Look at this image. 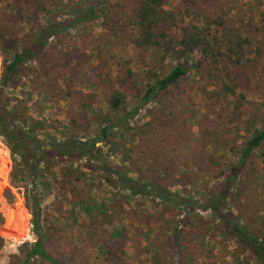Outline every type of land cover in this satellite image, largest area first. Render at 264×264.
<instances>
[{
  "label": "rangeland",
  "instance_id": "rangeland-1",
  "mask_svg": "<svg viewBox=\"0 0 264 264\" xmlns=\"http://www.w3.org/2000/svg\"><path fill=\"white\" fill-rule=\"evenodd\" d=\"M215 1L229 26L238 28L242 39L264 52V0ZM106 3L105 15L98 21L68 30L59 42H48L52 66L26 62L9 82L2 84L6 65L15 53L30 45L28 41L38 24L64 22L83 5V0H0V117L47 144L46 148L72 134L79 141L91 140L105 126L101 121L111 116L119 118L135 108V101L127 96L124 112L116 114L109 109L111 90L97 80V72L105 70L97 56L108 61L114 74L115 64L129 61L128 68L138 88L153 83L184 60L178 55V42H164L162 49L153 53L137 48L133 44L137 30L121 15L125 1ZM178 5L180 0H163L162 8L169 11ZM115 11L121 13L117 27L113 21L118 18ZM183 13L181 22L197 20L187 8ZM108 25L115 26L114 33L107 31ZM197 26L202 27V21ZM74 49L80 56L77 63L66 59ZM246 49L243 56L249 55ZM186 56L192 69L182 89L171 94H177L176 100H165L166 106H172L170 121L157 119H163L167 111L156 103L141 107L127 124L110 131L108 142L96 145L101 151L100 161L91 164L123 168L130 178L140 181H163V175H169L163 186L191 200L195 207L178 212L155 198L131 196L101 170L90 171L85 161L45 160L37 170L35 193L41 233L51 254L59 250L68 255L78 249L85 264H107L100 247L88 241L82 227L92 223V218L104 213L105 208L111 206L117 212L122 205L123 216L105 225L114 243L120 244L111 264H180L168 241L171 233L178 235L188 247L187 252H191L190 263L185 264H257L203 206L223 183L229 166L238 160L237 150L251 136V126L255 124L246 121L258 115L255 109L262 103L261 97L249 94L246 116L239 114L244 112L241 109L234 117V98L225 95L223 101H218L205 94L203 90L214 95L218 88L194 69L197 51ZM78 94L86 96L87 107L75 101ZM225 102L228 104L222 110ZM81 112L85 124L79 129L71 128L67 116ZM200 121H204L203 125ZM209 122L218 128L207 127ZM252 161L247 173L236 181L230 206L225 208L251 233L264 239V145L255 151ZM27 167L0 136V264H23L37 240L32 233L30 202L26 200L32 186ZM57 238L60 241L56 244L50 243ZM24 264L48 263L33 257Z\"/></svg>",
  "mask_w": 264,
  "mask_h": 264
},
{
  "label": "trees",
  "instance_id": "trees-1",
  "mask_svg": "<svg viewBox=\"0 0 264 264\" xmlns=\"http://www.w3.org/2000/svg\"><path fill=\"white\" fill-rule=\"evenodd\" d=\"M107 1L83 0V5L75 8V14L69 16L64 22L38 24L37 30L28 41L30 45L15 53L11 62L6 65L2 84L9 82L16 69L26 62L33 61L42 66H52V57L47 49L48 42L52 39L59 42L61 35L68 30L79 25L98 21L105 15L103 8L106 9L105 4H107ZM118 1H125L124 11L122 14L115 11L117 14L115 16L118 18L113 19L114 25L116 26L121 21L120 14L125 20L126 18L129 19L138 33V36L133 40V44L137 48L153 53L161 50L164 42L168 44L178 42L181 48L178 55L184 60L177 62L170 71L153 83L138 88L133 80V72L128 68L129 61L115 64L116 73L114 74L108 61L101 56H97L100 66L105 69L97 72V80L103 87H108L111 90L107 102L109 109L116 114L123 111L125 97L127 98V96L131 97L136 105L131 112L124 113L119 118L111 116L112 118L101 121L105 126L98 131L95 138L85 142L79 141L77 136L72 134L62 139L61 142H51L46 148L47 144L41 143L22 129L12 126L9 120L0 117V136L10 147L11 153L18 156L23 164L28 165V176L32 179L31 190L28 191L26 200L30 202L28 209L32 215V233L36 235L37 240L29 252L26 253L24 262L32 260L33 257H38L48 264H65V261L69 262L68 264H85L80 260L81 251L78 249H72L68 255L64 252L60 253L59 250L51 254L46 249L40 228V208L35 193L37 170L45 160L53 161L56 159L62 161L65 159L66 162L70 163L85 161L90 171L92 169L101 170V172L112 178L117 187H121L131 196L155 198L178 212H186L188 208L195 207V203L191 200L163 186L168 181L169 175H163L165 177L163 181L161 179L156 182L154 180L140 181L130 178L128 172L123 168H111L102 164L92 166L91 163L96 162L100 157L101 151L96 145L108 142L110 131L127 124L141 107L156 103L160 108L167 111L164 113L163 119L159 117L157 119L159 121H170L168 119L173 116V111L170 109L172 106H166L167 101L165 100H169L170 97V100L175 101L178 97L177 94H171L175 90L182 89V84L192 69L187 65L186 55L197 51L198 56L194 69L198 71L204 80H208L218 88V92L214 95L208 94L206 90H203L204 93L218 101H223L225 95L233 97L234 102L231 105H234V108L231 110V115L237 118L238 111L242 109L244 112L239 114L245 117L247 114V108L245 107L250 106L248 95L255 94L261 97L262 103L258 104V108L255 109L258 114L257 117L248 118L246 121L247 123L251 120L254 121L255 126H251L253 130L251 136L246 140L244 146L237 150L238 160L229 166L228 174L224 177L223 183L219 186L220 188L218 187L216 192L208 197L203 209L211 213L212 217L221 224L223 230L239 246L243 247L245 252L257 264H264V239L251 233L247 226L241 225L225 208L230 206L228 203L231 201V193L235 190L236 181L247 173L249 170L247 165L253 164L252 159L255 151L261 149L264 145V112L262 111V107H264V52L252 42L242 39L240 36L242 31H239L238 28L229 26L223 14L224 12L222 13V8L219 9L215 5L217 2L215 0H180V5L169 11L162 8L163 0ZM186 8L197 20L186 24L180 21ZM129 9H131L130 12ZM199 21H202V27L200 28L197 26ZM115 26L108 25L106 29L108 32L114 33ZM244 48H247V52L249 51L248 56H243L242 51ZM66 59H72L77 63L80 56L77 50L74 49ZM98 67L97 64L96 69ZM204 83L206 84L205 81ZM1 96L2 91L0 89V100ZM85 97L84 94L76 96L75 101L80 103L79 106H88L84 102ZM227 104L228 102H225L221 109L224 110ZM67 117L71 128L79 129L85 124L84 112L76 115L69 114ZM241 121L243 122V118H241ZM203 122H201L202 125ZM209 123L211 125L207 127L218 128L213 122ZM208 131L207 128L201 138L205 139ZM156 177L158 176L154 178ZM123 208L122 205L118 206L116 212L114 208L109 206L105 208L104 213L92 218V223L84 224V227H82L89 236L88 241L93 246L100 247L101 254L107 264L113 263L115 252L117 253L120 250V244L114 243L113 236L111 238L105 230V225H108L109 220L122 217ZM116 235L120 236V234ZM83 239L85 244L86 238ZM58 240L60 241L57 238L50 243L54 242L56 244ZM168 241L174 247L175 253L180 259V264L190 263L188 254L191 252H187L188 247L182 244L181 240L178 239V235L171 233Z\"/></svg>",
  "mask_w": 264,
  "mask_h": 264
},
{
  "label": "crops",
  "instance_id": "crops-1",
  "mask_svg": "<svg viewBox=\"0 0 264 264\" xmlns=\"http://www.w3.org/2000/svg\"><path fill=\"white\" fill-rule=\"evenodd\" d=\"M124 197V196H123Z\"/></svg>",
  "mask_w": 264,
  "mask_h": 264
}]
</instances>
